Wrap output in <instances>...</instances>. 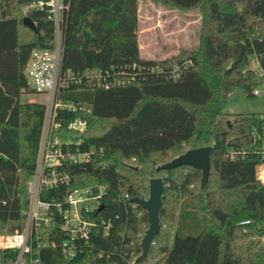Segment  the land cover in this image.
I'll use <instances>...</instances> for the list:
<instances>
[{
    "label": "trees",
    "instance_id": "trees-1",
    "mask_svg": "<svg viewBox=\"0 0 264 264\" xmlns=\"http://www.w3.org/2000/svg\"><path fill=\"white\" fill-rule=\"evenodd\" d=\"M39 1L0 0V233L26 225L27 182L43 133L46 104L23 99L36 92L25 74L32 51L52 47L56 36L47 7L31 6ZM65 1L62 70L75 79L61 98L76 109L61 113L65 121L57 134L63 144L92 157L66 164L71 181L44 189L41 198L57 202L76 187L104 189L102 208L92 213L98 225L84 251L69 259L59 244L42 247L43 264H264V182L257 175L262 157L251 138L252 129L264 125V113L227 111L237 88L254 99L263 83L249 56L256 54L264 71V0H152L203 15L200 44L160 59L141 56L139 0ZM26 16L37 30L24 24ZM188 59L193 63L176 79L157 72ZM78 116L88 120L83 133L68 128ZM205 145L213 146L205 186L198 167L158 170ZM232 148L247 153L231 158ZM154 176L165 177L162 226L147 256L136 261L149 222L131 198H147ZM187 200L202 216L196 235L178 231ZM54 229L64 231L60 218ZM55 230L42 227L41 234L59 243L66 235L59 231L55 237ZM17 253L0 251V264Z\"/></svg>",
    "mask_w": 264,
    "mask_h": 264
},
{
    "label": "built area",
    "instance_id": "built-area-1",
    "mask_svg": "<svg viewBox=\"0 0 264 264\" xmlns=\"http://www.w3.org/2000/svg\"><path fill=\"white\" fill-rule=\"evenodd\" d=\"M37 8L47 7L49 17L56 24V36L54 45L50 48L35 49L32 51L25 66V74L28 86L38 93L48 96L46 100V115L43 133L34 174L27 182V191L30 196L27 211L26 225L22 230L13 233L0 234V251L11 249L17 250L15 258H8L3 264H43L40 249L46 246L60 245L64 255L71 259L76 257L91 239L92 230L98 223L93 216V211L101 205L100 191L94 193L91 188H73L68 191L64 198L57 202L44 201L41 198L44 189L58 188L71 181V175L66 169V164H83L91 160L92 152L82 151L79 147L71 148L70 143L63 144L57 131L62 127L65 117L61 114L65 109L75 110L76 105L66 102L61 98L64 88L70 85L71 79H75L71 73L63 72V44L62 28L63 15L69 7L65 0H47L32 4ZM193 61L188 59L176 64L172 69L165 72L160 69L158 73L168 78L176 79L187 69ZM263 78L264 71H259ZM109 87V82L104 83ZM256 95L260 90L254 91ZM264 115H261L263 117ZM88 127V120L82 116L68 122V128L77 133H83ZM251 138L259 143L262 162L257 166V175L264 182V125L254 127ZM246 150L231 149L228 155L237 158L245 155ZM128 196V195H127ZM62 220L64 231L54 229L58 219ZM249 222L246 220L245 223ZM42 227L47 232L61 231L66 235L59 243L56 239H47L41 234ZM109 225L104 226L107 233Z\"/></svg>",
    "mask_w": 264,
    "mask_h": 264
},
{
    "label": "rangeland",
    "instance_id": "rangeland-1",
    "mask_svg": "<svg viewBox=\"0 0 264 264\" xmlns=\"http://www.w3.org/2000/svg\"><path fill=\"white\" fill-rule=\"evenodd\" d=\"M141 5V28L145 44L150 46L151 58H167L178 54L182 49L196 48L200 44L203 15L199 9L181 11L176 8L156 4L152 0H143ZM27 8L23 7V12ZM250 67L260 71L256 54L249 56ZM260 94L248 98L242 88H237L230 96L227 111L231 113H264V76L258 86ZM24 100L46 102L48 96L43 93H25ZM184 201L181 208L178 231L182 235H196L203 228L202 216ZM5 234V233H0Z\"/></svg>",
    "mask_w": 264,
    "mask_h": 264
},
{
    "label": "water",
    "instance_id": "water-1",
    "mask_svg": "<svg viewBox=\"0 0 264 264\" xmlns=\"http://www.w3.org/2000/svg\"><path fill=\"white\" fill-rule=\"evenodd\" d=\"M24 24L34 30H37L35 22L29 16L24 17ZM212 148V145L189 148L185 153L180 154L177 157L173 158L171 161L158 166V170L171 169L180 165H190L193 167H198L202 170L201 185L205 186L209 180L211 171L210 154ZM164 192L165 177L154 176L150 179L149 195L147 198H131V201L138 203L147 211L149 222V226L142 241V253L136 259V261L144 260V258L147 256L152 242L154 241V238L160 233L162 226L160 210L163 205ZM101 208L102 206H100V209Z\"/></svg>",
    "mask_w": 264,
    "mask_h": 264
},
{
    "label": "crops",
    "instance_id": "crops-1",
    "mask_svg": "<svg viewBox=\"0 0 264 264\" xmlns=\"http://www.w3.org/2000/svg\"><path fill=\"white\" fill-rule=\"evenodd\" d=\"M143 2H144L143 0H139V42L141 46V56L145 58H151L149 56L153 54V52L150 46L145 44V40L143 39L144 35L141 28V10H142L141 5Z\"/></svg>",
    "mask_w": 264,
    "mask_h": 264
}]
</instances>
